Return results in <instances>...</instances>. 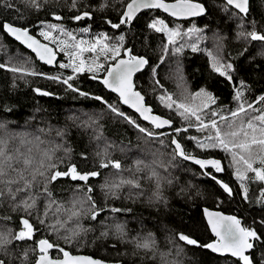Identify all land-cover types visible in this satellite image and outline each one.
<instances>
[{
	"label": "snow or ice",
	"instance_id": "6c2138e0",
	"mask_svg": "<svg viewBox=\"0 0 264 264\" xmlns=\"http://www.w3.org/2000/svg\"><path fill=\"white\" fill-rule=\"evenodd\" d=\"M28 4L36 9L42 7L41 0H27ZM125 6L120 10L118 22L110 18H105L104 23L113 31V34L100 32L90 39L78 38L77 31L66 28L63 17L57 13H52L51 20H40L36 28L28 26H17L7 20H0V34L7 35L19 42L20 45L35 54L40 62L58 67L63 70H71V74L65 75L63 72L47 74L28 67V61L23 65H11L0 62V69L19 74V78L27 76L40 77L58 84L66 92H72L79 96L88 98L91 94L82 91L76 82L81 74H89L90 79L97 81L105 89L115 93L117 100L109 103L103 96L92 95L91 98L102 103L106 109L116 117L135 128L143 134L145 144L151 140H159L164 144L161 137L169 136L170 144L173 146L172 158H179L185 162H190L200 169V175L210 179L215 185L230 198L237 195L242 202H251L249 187L251 184L261 185L258 197L254 203L264 208V93H261L253 100H248L246 94L251 92V86L244 79L237 78V69L234 63L224 62L218 55L208 52L210 57L209 66L211 72L221 78L226 87L232 92V103L235 108L229 105H221L219 97L209 91L207 87H201L190 96H184L182 100H177L173 93L168 92L159 79V68L167 59V54L172 53L180 56L185 48H190L192 52H205L200 47V42L204 39V29L193 24L186 30L175 22L177 20L188 21L189 18L202 17L207 15V5L202 0H124ZM0 4L7 8L13 5L0 0ZM79 0H71L70 9H77ZM107 7L102 4L98 10ZM145 10L154 12L162 10L172 18L171 24L162 17L149 16L145 22V29L149 33L162 34L166 37V42H162L163 55L159 57L157 64L153 65L150 56L139 54L135 51V46L128 47L125 44V35H116L125 25H132L133 22L144 13ZM224 13H231L229 19L239 21L237 27V38L264 42V31L259 30L257 22L249 20L251 6L250 0H224L222 5ZM73 21L83 22L94 19L93 12L82 11L71 17ZM57 21L54 23L52 21ZM174 25V26H172ZM251 27V31H246ZM33 31L36 32L33 35ZM80 33H87L89 28L84 27L78 30ZM41 37L42 39H39ZM185 37L194 39L185 40ZM147 46V45H146ZM0 47H3L0 45ZM59 54H63L66 61H58ZM240 56L244 52L239 53ZM149 79L152 82V95L159 106L175 113L182 121L183 126H177L175 120L170 116L157 114L154 107L148 102L147 95L143 89L136 84L134 77L138 73L149 71ZM178 87L183 93L184 78L182 71L178 67L175 72ZM34 93L41 96H52L54 93L39 87L32 89ZM192 102L189 103L188 101ZM199 100V103L196 101ZM123 106L132 109L134 115H129L122 110ZM4 111H11L8 105L3 106ZM144 122H147L145 124ZM91 123L95 124L93 120ZM5 125L0 123V129ZM199 135H191L192 131ZM59 135V133H57ZM103 139L102 136L98 137ZM37 140L39 137L36 138ZM188 145L192 148L189 150ZM7 140L0 138V197H7L13 201L20 200V195L26 198L15 205L14 210L21 208L26 215L21 216L18 224L20 230L13 233L11 230L0 231V253L7 251L13 241L32 240L38 249L39 256L35 264H107L106 261L92 256H73L58 241L63 239L66 244H71L79 236L80 232L89 231L79 227L78 230H71L67 226L78 223L81 218L90 221H97L99 217L108 211L114 216L122 212H130L131 209H123L107 204L101 205L94 198V187L89 183L90 178L100 175L99 171L81 172L76 164H68L66 170H60L53 161V150H44L41 157L37 159L31 155H24L17 152L16 155H9L6 151ZM113 145H105L102 152L97 153L101 157L99 168L107 169L111 167L119 175L122 169L120 160L111 159L109 148ZM29 149V153H31ZM147 151H152L148 149ZM209 152H221L223 157L209 156ZM155 156L156 153L152 152ZM82 158L86 156L82 154ZM227 160V165L223 162ZM13 161L18 164L22 161L23 169L17 170L13 167ZM167 170V165L163 162L157 163L154 159L152 164H146L142 160L135 161L133 176L140 172L150 173L145 177L149 181H154L156 190L153 197L162 200L161 181L164 177L156 170L157 168ZM231 170L235 181L238 184L239 192L229 182L220 178V174ZM15 173L17 179H11V174ZM68 178L77 182L76 192L81 195L73 198L69 207L58 202L53 197L49 185L61 179ZM79 182H83L81 185ZM171 184L172 181L166 180ZM130 186L137 190L138 196H143L142 182L140 178L124 179L111 182L106 181L101 185L105 199H120V189ZM47 200L43 215L32 218V210L36 207L38 198ZM222 203V201H219ZM54 209V212H53ZM53 213L54 223L49 224V213ZM204 216L207 226L215 235L214 242L201 244L193 235L187 233H176L177 239L185 246H193L218 254L226 260L231 258V264H264V250L260 255H252L259 245H264V217L254 218L252 225L243 226L241 218L236 215H225L220 212H212L204 209ZM66 217V218H63ZM10 219V217H4ZM259 224V228L255 227ZM100 225L105 229L102 236L114 234L118 238L128 235L126 224L116 219L111 223L100 221ZM195 227V225H193ZM42 230L50 231L51 235L57 236V241L51 239V235L42 236L35 240ZM61 230L70 232V235L60 236ZM136 248L145 252H152L155 249L156 241L151 233L137 239L132 238ZM50 251L62 254V258L57 256L52 258ZM179 250L176 255L178 256ZM160 256L161 264H179L178 260H170L163 253ZM21 259V264H28V255L25 252ZM0 264H7L5 259H0Z\"/></svg>",
	"mask_w": 264,
	"mask_h": 264
},
{
	"label": "trees",
	"instance_id": "16d2710c",
	"mask_svg": "<svg viewBox=\"0 0 264 264\" xmlns=\"http://www.w3.org/2000/svg\"><path fill=\"white\" fill-rule=\"evenodd\" d=\"M202 2L207 5V15L194 17L188 21L177 20L175 23L185 30L193 24L204 29V39L200 42V47L205 49V52L194 53L190 48H185L178 57L168 53L167 59L158 70L159 79L164 86L174 85L176 77L173 75H175L179 62L183 78L192 90L207 87L219 97L221 105L235 108L230 88L225 86L221 78L211 72L210 57L207 55L209 47L218 46L222 53L221 57L226 62L234 63L237 78L244 79L251 86V92L246 94L247 99L251 101L257 95L264 93V42L237 38L239 21L229 19L231 13L226 14L222 11L224 0H202ZM5 3H10L13 7L7 8L0 4V20L36 28L38 21L51 20L52 13H57L63 17L62 23L66 28L77 31L78 38L82 36L86 40L100 32L113 34L114 30L103 21L107 17L118 22L120 10L125 6L124 0H79L77 9H70L71 0H41L42 7L39 9L31 7L27 0H5ZM102 4H106L107 7L98 10ZM250 6L248 19H254L259 30L264 31V0H250ZM85 10L93 12L94 19L83 22L71 19L78 11ZM159 15L166 17L169 22L172 21L171 17L159 10L154 12L145 10L132 25H125L119 32H116V35L121 33L125 35V44L130 47L135 46L136 53H147L153 65L157 64L159 57L164 54L161 45L162 42H166V37L162 34L149 33L144 25L149 16ZM52 22L58 23L54 20ZM84 27L89 28V31L80 33L78 30ZM245 30L251 31V27ZM32 34L35 35L36 32L33 31ZM184 39L194 38L185 37ZM0 45L3 46L0 47V62L8 63L7 58L22 55L27 57L30 68L47 74L57 72H63L65 75L71 74V70H63L41 63L29 50L7 35L0 34ZM242 51L244 55L240 56L239 53ZM66 59L63 54L58 55V61H66ZM149 72L150 69L138 73L134 77L136 84L143 89L156 113L170 116L177 126H183L181 119L172 113L162 111L161 106L152 97ZM76 85L91 95L85 98L72 92H66L62 86L47 79L32 76L19 78V74L0 69V123L5 125L4 129H0V138L7 140L8 154L16 155L19 152L27 156L30 154L24 152L28 149L35 153L55 149L54 162L60 170H66L68 164H76L81 172L94 170L100 172L99 176L90 178L89 183L95 189L94 198L102 206L107 204L131 209L130 212H122L118 216L105 211L97 221L81 218L78 223L69 224L67 227L71 230H78L79 227L91 230L80 232L71 244H66L63 239H60L58 243L70 253H83L94 258L115 261L118 264H161L157 253L167 255L170 260H178L179 264H231V258L226 260L209 250L185 246L177 239L176 233L191 234L201 244H206L212 236L202 216L203 206L235 214L241 218L244 226L252 225L254 218L264 217V208L254 203L261 185H250L251 202H242L239 195L235 198L228 197L210 179L201 176L197 166L179 158H172L173 146L170 144L169 136L161 137L164 144H161L159 140H151L145 144L144 139L140 138L143 134L109 112L102 103L92 99V95H99L112 103L117 100V96L97 81L91 80L89 74H81ZM37 87L50 91L54 95H37L32 91ZM4 105L10 106L12 110L4 111ZM122 110L129 115H134L125 106ZM93 120L95 124L91 123ZM190 134L199 135L194 130ZM99 136L103 139H99ZM37 137H39L38 140ZM38 142L43 143L41 148L37 147ZM106 144L114 146L109 148V158L120 160L122 163L123 171L119 175L111 167L99 168L101 157L97 153L102 152ZM188 148L191 150L192 146L188 145ZM148 149L152 151H147ZM152 152L156 155L153 156ZM142 153L145 154L141 155ZM82 154L86 156V159L82 158ZM222 154L220 152L207 153L217 158L223 157ZM138 158H143L144 163L149 165L154 159L157 163L163 162L167 165V170L159 167L156 169L165 178L161 181L162 200H156L153 197L156 190L155 182L145 179L150 173L140 172L133 176V172L130 171L135 166L132 160ZM13 167L17 170L23 169L22 161L19 164L13 161ZM121 177L124 179L140 178L144 195L138 196L135 194L136 189L125 186L120 189V199L106 200L100 186L106 181L119 180ZM220 178L229 182L239 192L238 184L229 171L220 174ZM11 179H17L15 173L11 174ZM169 179L172 181L171 184L166 182ZM79 183L83 184V182ZM76 187L77 182L68 178L49 185L55 200L66 207L71 205ZM25 198L26 195L21 194L20 200L14 204L11 199L0 197V231L11 230L15 233L20 230L18 221L26 214L22 208L14 209L15 205ZM46 204V199L38 198L36 207L32 210L33 220L38 214L43 215ZM4 217H10V219H4ZM113 218L126 224L127 236L118 238L114 234L101 235L105 229L100 225V221L111 223ZM54 222L53 213L50 212L48 223ZM255 227L259 228V224ZM149 233L156 241L155 249L152 252H145L136 248L131 237H145ZM49 235H51L50 231L42 230L39 235L35 236V240ZM59 235L61 237L70 235V232L61 230ZM51 239L57 241V236L51 235ZM34 247L32 240L13 241L6 252L0 253V259H5L7 264H21L20 257L27 252L28 264H32L38 254V249L32 250ZM177 250L180 253L178 256L176 255ZM261 250H264V245H259L252 255L258 257ZM50 254L54 257L61 255L56 251H50Z\"/></svg>",
	"mask_w": 264,
	"mask_h": 264
},
{
	"label": "rangeland",
	"instance_id": "374dc122",
	"mask_svg": "<svg viewBox=\"0 0 264 264\" xmlns=\"http://www.w3.org/2000/svg\"><path fill=\"white\" fill-rule=\"evenodd\" d=\"M219 8H221V6H220ZM155 17H162V18H164L166 21L169 22V20H168L166 17H164V16L159 15V16H155ZM169 23L171 24V22H169ZM172 26H174V25H172ZM208 51L211 52L213 55H218L220 58H222V57H221V54H222V53H221V50H220V48H219L218 46H213V45H211V46L209 47V50H208ZM222 59H223V58H222ZM26 61H28L27 57H24V56H22V55H20L19 57L11 56V57L7 58V62H8L9 64H11V65H23ZM223 61L226 62L224 59H223ZM29 65H30V63H28V66H29ZM173 77H175V75H173ZM174 80H175L174 85H165L164 87H165V89H166L168 92L173 93V94H174V97H175L177 100H182V99L184 98V96H190V94L195 93L196 91H198V90H192V89L189 87L188 83H186V81L184 80V87H185L186 91H185V92L183 93V95H182V91H181V89L178 87V81H177V79L174 78ZM152 97H153V95H152ZM188 102L191 103L192 101L189 100ZM196 102L199 103V100H197ZM161 108H162V111H166V112H168V113H170V114L172 113V114L176 115V114L173 113V112H169L167 109L163 108L162 106H161ZM176 116H177V115H176ZM177 117H178V116H177ZM178 118H179V117H178ZM179 119H180V118H179ZM36 145H37L38 148H41L42 145H43V143L38 142ZM101 151H103V150H101ZM126 151H128V150H126ZM24 153H26V154H30L32 157H36L37 159H39V158L41 157V155H42L43 152H41V153H35L34 151H31V153H29V149H28V151H26V152H24ZM220 153H221V152H220ZM143 154H145V153H142L141 155H143ZM221 154H222V153H221ZM223 155H224V154H222V156H223ZM137 160H142V161H144L143 158H138V159L132 160L134 165H135V161H137ZM53 161H54V154H53ZM132 161H131V162H132ZM224 163L227 165L228 161H227V160H224ZM228 171L232 174V172H231L230 169H229ZM127 178H128V174H127ZM79 195H81V194L78 193V192H76L75 195L73 196V198L76 197V196H79ZM143 237H144V236H138V237H136V238H137V239H140V238H143ZM132 238H133V237H131V240H132Z\"/></svg>",
	"mask_w": 264,
	"mask_h": 264
},
{
	"label": "water",
	"instance_id": "95a60500",
	"mask_svg": "<svg viewBox=\"0 0 264 264\" xmlns=\"http://www.w3.org/2000/svg\"><path fill=\"white\" fill-rule=\"evenodd\" d=\"M166 2H173V0H166ZM159 11H161L162 13H164L162 10H159ZM164 14H166V13H164ZM167 15V14H166ZM190 19V18H189ZM17 26H20V25H17ZM34 35V34H33ZM13 39V38H12ZM17 42V41H16ZM19 43V42H18ZM24 47V46H23ZM128 47H130V46H128ZM25 48V47H24ZM28 50V49H27ZM30 51V50H29ZM31 52V51H30ZM32 53V52H31ZM34 56H35V54L34 53H32ZM36 58V57H35ZM57 59H58V57H57ZM39 61V60H38ZM42 63V62H41ZM48 66H51V65H48ZM115 94V93H114ZM116 95V94H115ZM117 96V95H116ZM125 107H127V106H125ZM128 108V107H127ZM128 109H130V108H128ZM132 112H133V110L132 109H130ZM134 113V112H133ZM158 114V113H157ZM145 123H147V122H145ZM198 167V166H197ZM199 168V167H198ZM95 171V170H94ZM205 208H207L209 211H212V212H220V213H223V214H225V215H235V214H232V213H228V212H224V211H222V210H219V209H216V208H210V207H207V206H203L202 207V216H203V218H204V221H205V223H206V225H207V221H206V218H205V216H204V209ZM244 226V225H243ZM207 228H208V226H207ZM208 230H209V232H210V234H211V236H212V238L207 242V243H210V242H214L215 240H216V237H215V235L210 231V229L208 228ZM210 251V250H209ZM50 254V253H49ZM73 256H90V255H87V254H83V253H71ZM215 254V253H214ZM216 255H218V254H216ZM38 256H39V252H38V254H37V256H36V258H35V260L33 261V263L32 264H35V262H36V259L38 258ZM50 256H51V254H50ZM52 258H56V257H53V256H51ZM60 257L62 258V254L60 255ZM98 259H100V258H98ZM101 260H103V259H101ZM104 261H106L107 262V264H118V262H115V261H107V260H104Z\"/></svg>",
	"mask_w": 264,
	"mask_h": 264
},
{
	"label": "bare ground",
	"instance_id": "6f19581e",
	"mask_svg": "<svg viewBox=\"0 0 264 264\" xmlns=\"http://www.w3.org/2000/svg\"><path fill=\"white\" fill-rule=\"evenodd\" d=\"M166 15V14H165ZM190 19H192V18H190ZM54 257V256H53Z\"/></svg>",
	"mask_w": 264,
	"mask_h": 264
}]
</instances>
